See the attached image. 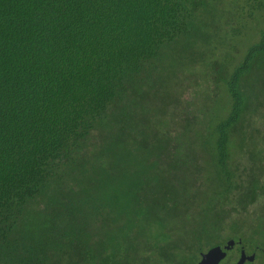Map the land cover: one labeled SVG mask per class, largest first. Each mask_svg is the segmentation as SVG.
<instances>
[{
    "label": "trees",
    "instance_id": "trees-1",
    "mask_svg": "<svg viewBox=\"0 0 264 264\" xmlns=\"http://www.w3.org/2000/svg\"><path fill=\"white\" fill-rule=\"evenodd\" d=\"M229 239L264 254V0H0V264Z\"/></svg>",
    "mask_w": 264,
    "mask_h": 264
},
{
    "label": "water",
    "instance_id": "water-1",
    "mask_svg": "<svg viewBox=\"0 0 264 264\" xmlns=\"http://www.w3.org/2000/svg\"><path fill=\"white\" fill-rule=\"evenodd\" d=\"M234 244L235 240L229 239L224 246L215 245L211 247L210 249L201 254V259L197 264H219L221 260L226 257L227 250H229ZM245 256L246 252L244 249H242L241 258L236 264H243Z\"/></svg>",
    "mask_w": 264,
    "mask_h": 264
},
{
    "label": "flooded vegetation",
    "instance_id": "flooded-vegetation-1",
    "mask_svg": "<svg viewBox=\"0 0 264 264\" xmlns=\"http://www.w3.org/2000/svg\"><path fill=\"white\" fill-rule=\"evenodd\" d=\"M238 245L242 248L243 247L242 241H241V243L238 242V241H235V244L229 250H227L226 257L224 259H222L219 264H224V260L229 257L228 255H229L230 251H232L233 249H235ZM241 251L242 250H240V252L237 253V256H236L234 262L233 263H230V264H236L239 261V259L241 258ZM245 252H246V256L244 257L245 259H244V263L243 264H252L253 262H255V261H257L259 259L258 258V251L257 250L255 252H251V253H248L246 250H245Z\"/></svg>",
    "mask_w": 264,
    "mask_h": 264
},
{
    "label": "rangeland",
    "instance_id": "rangeland-1",
    "mask_svg": "<svg viewBox=\"0 0 264 264\" xmlns=\"http://www.w3.org/2000/svg\"><path fill=\"white\" fill-rule=\"evenodd\" d=\"M240 49L243 51V48H241V45H240ZM238 54H241V51L236 53L237 57H239ZM260 206H261V203H257V204H255V206H253V209H255L257 211L258 209H260ZM259 239H260V237H255V239L253 240V244L251 243L250 246L253 248L255 245V242L258 241ZM249 240L252 241V239H250V238H249ZM228 256H229L228 257L229 260L235 259L237 256V249L235 248L232 252L230 251ZM252 264H264V254H262L261 257L257 261L253 262Z\"/></svg>",
    "mask_w": 264,
    "mask_h": 264
}]
</instances>
